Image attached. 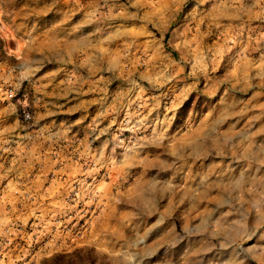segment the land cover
Listing matches in <instances>:
<instances>
[{"label":"rangeland","instance_id":"374dc122","mask_svg":"<svg viewBox=\"0 0 264 264\" xmlns=\"http://www.w3.org/2000/svg\"><path fill=\"white\" fill-rule=\"evenodd\" d=\"M0 101V264H264V0H0Z\"/></svg>","mask_w":264,"mask_h":264},{"label":"crops","instance_id":"0c3cea01","mask_svg":"<svg viewBox=\"0 0 264 264\" xmlns=\"http://www.w3.org/2000/svg\"><path fill=\"white\" fill-rule=\"evenodd\" d=\"M24 131L25 124L20 105L10 101H0V190L8 189L11 183L26 179L25 166H21L17 158L21 150L25 149L22 144ZM10 156L15 157L12 160L13 165H9ZM1 192L4 191H0V195ZM2 199H5L4 194L0 196V204Z\"/></svg>","mask_w":264,"mask_h":264},{"label":"bare ground","instance_id":"6f19581e","mask_svg":"<svg viewBox=\"0 0 264 264\" xmlns=\"http://www.w3.org/2000/svg\"><path fill=\"white\" fill-rule=\"evenodd\" d=\"M190 145H191V144H190ZM193 145H195V144H193ZM193 145H192V146H193ZM185 146H186V144H185ZM201 146H202V144H201ZM189 147H190V146H189ZM194 147H195V146H194ZM199 147H200V146H199ZM198 149H199V148H198ZM260 151H261V150H260ZM197 153H198V152H197ZM197 153H196V154H197ZM192 263H194V258H189L188 262H187V263L185 262V264H192Z\"/></svg>","mask_w":264,"mask_h":264}]
</instances>
